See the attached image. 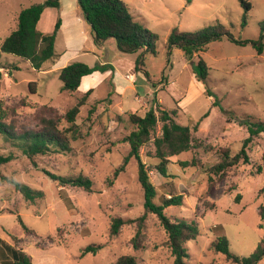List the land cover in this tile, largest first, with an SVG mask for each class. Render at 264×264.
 <instances>
[{
  "label": "rangeland",
  "instance_id": "1",
  "mask_svg": "<svg viewBox=\"0 0 264 264\" xmlns=\"http://www.w3.org/2000/svg\"><path fill=\"white\" fill-rule=\"evenodd\" d=\"M123 1L133 17L158 36L156 55H145L141 69H135L139 51L122 52L113 38L103 44L94 41L82 9L78 10L81 25L70 21L59 27L55 56L41 68L0 52V103L15 108L17 126L30 129H38L42 118L54 117L59 129L69 127L65 113L90 89L83 84L73 92L61 90L60 68L74 61L111 66L86 76L94 85L75 116V132H68L74 135L68 151L28 158L0 135V154L12 155L9 162L0 165V261L4 252L1 243L5 242L29 255L32 264H114L125 254L133 255L137 264H173L167 234L150 212L135 238L138 247L132 244L138 230L136 219L145 213L136 160L131 158L124 171L112 179L114 169L129 151L123 141L132 130L128 113L143 114L155 107L149 99L154 100V96L165 108L176 110V121L190 127L197 144L196 149L171 158L165 177L155 168L158 160L147 156L152 145L140 149L156 190L154 202L160 204L163 197L181 194L182 203L166 207L165 215L172 221L185 219L198 224L199 234L184 244L189 264H236L216 253L212 242L225 236L232 253L249 256L264 237V221L258 214L264 186V132L246 149L249 163L240 161L225 175L210 171L220 161V149L229 148L236 154L248 136L247 126L255 121L264 123V47L258 53L250 42L238 44L227 38L210 41L207 50L200 53L208 66L202 81L194 76L191 66L198 56L188 60L181 48L168 51L166 43L174 27L194 31L215 24L238 39L258 40L264 0H249L245 24L239 0ZM42 2L0 0V45L17 27L19 12ZM59 17L58 13L56 20ZM43 19H48V14L40 21ZM127 73L134 79H127ZM156 132H160V123ZM192 160L196 161L194 166L180 165V161ZM258 167L261 172L257 174ZM46 171L87 176L92 191L59 185ZM10 178L41 190L43 197L33 203L26 201L8 182ZM115 217L133 222L111 235L110 223ZM91 244L102 247L80 257L81 250ZM258 264H264V257Z\"/></svg>",
  "mask_w": 264,
  "mask_h": 264
},
{
  "label": "trees",
  "instance_id": "2",
  "mask_svg": "<svg viewBox=\"0 0 264 264\" xmlns=\"http://www.w3.org/2000/svg\"><path fill=\"white\" fill-rule=\"evenodd\" d=\"M83 10L85 19L91 26L94 41L101 43L106 39L113 38L117 48L126 53L140 52L135 61V69H141L145 55H156L158 36L148 29L140 21L136 20L130 13L128 6L123 0H77ZM244 7L243 24L246 22L247 12L251 8L249 0H239ZM60 0H44L42 3L32 4L19 12L17 27L2 41L0 52L14 54L25 60L35 68H41L42 64L55 56L54 43L57 31L60 27V19L57 18L51 32L43 33L38 29V22L44 10L47 7L58 8ZM260 34L258 40H241L236 38L228 29L222 25H208L194 31H181L174 27L167 36V50L173 47L182 49L185 57L191 60L193 56H198V61L192 62V72L198 80H205L208 75V66L200 53L207 50L210 41L227 38L228 40L245 44L252 43L258 53L262 52L264 47V22L260 23ZM111 66L109 64H99L88 66L85 63L74 61L62 67L58 71V78L62 82L61 90L76 91L80 85L82 77L92 74L95 71H106ZM0 68L2 65L0 63ZM147 75V72L145 71ZM30 86V84H29ZM92 92L90 88L76 103L65 113L66 120L70 123L69 127L59 129L57 119L42 118L38 129H30L24 126H17L15 108L12 106H2L0 103V135L4 140L15 145L24 155L32 158L35 155H46L52 152L70 149V139L74 135H68L76 130L75 116L79 107L83 105L86 98ZM207 94L210 95L209 91ZM176 110L155 103V107H149L143 114L137 111L129 112L127 117L132 125V130L123 138L129 145L128 153L123 157L122 162L114 169L112 179L124 171L126 164L131 158L137 162L138 182L143 190V206L145 213L137 217L138 230L136 236L132 239L135 248L138 247L135 238L140 235L141 227L147 212L154 214L167 234V245L173 256V264H189L188 252L184 244L191 239H195L199 234L198 224L195 221H186L185 219L170 220L165 215L164 209L170 205H179L182 203V195H171L168 198L163 197L160 204L154 202L156 190L150 181L149 168L140 156L142 147L152 145V151H148L147 156L157 159L155 168L162 176H168L167 165L171 158L183 152L191 151L197 148L194 142L192 130L188 126L178 123L175 119ZM160 123V132L157 133V126ZM248 128V136L243 140L239 151L232 155L229 148L219 150L220 161L210 168L211 173L225 175L226 172L238 162L249 163L247 154L248 145L261 132H264V123L259 121L251 122ZM197 126L193 127L195 131ZM12 159V155L0 154V165L6 164ZM196 161H180L183 167L192 165ZM47 174L59 185H70L80 187L83 190L92 191V181L83 175L64 176L46 171ZM261 172V167L257 168L256 173ZM15 190L20 192L26 201L33 203L36 199L43 197L41 190H36L19 182L15 179H8ZM262 195V204L258 208V214L264 221V186L260 189ZM70 202V201H68ZM17 219L23 226L26 233L30 232L19 215ZM133 222L132 219H122L115 217L111 220L109 232L115 235L119 232L122 225ZM261 227V225H260ZM1 241V240H0ZM1 248L4 252L1 254L0 264H32L31 257L21 252L11 244L2 242ZM102 247L101 244H91L81 250L80 257L87 253H96ZM212 248L216 253H221L227 261L236 264H258L264 257V237L260 240L257 247L249 256H238L229 249V242L225 236L218 237L212 242ZM6 252V256L5 253ZM114 264H137L133 255L125 254L119 256Z\"/></svg>",
  "mask_w": 264,
  "mask_h": 264
},
{
  "label": "crops",
  "instance_id": "3",
  "mask_svg": "<svg viewBox=\"0 0 264 264\" xmlns=\"http://www.w3.org/2000/svg\"><path fill=\"white\" fill-rule=\"evenodd\" d=\"M79 9H81V7L78 4V1L77 0H60V6L58 8H55V7H47L44 10V12L42 13L41 17L44 14L45 15L48 14V19H43V22H42V20L41 21L39 20V22H38V29L40 31H42V32L43 31H48V29L51 30V28L54 27L53 25L56 22V15H58V13L60 15V17H59L60 18V27H62L64 24H66V23H68L70 21H72V23H74V24H77V23L79 24V22H81V19L79 18V12H78ZM69 15H72L71 18H68ZM65 16H67L66 17L67 19L64 18ZM41 17H40V19H41ZM81 24L82 23H80L79 25H81ZM88 26H89V28H91L90 24ZM43 33H45V32H43ZM109 39H111V38H109ZM107 40L108 39H106L105 41H103L101 43L103 44ZM127 74L132 75L131 73H127ZM86 76L82 77L79 87H81L84 84L83 86L90 87L92 89L93 88V85H94L93 84L94 82L92 83L91 80L90 81H86ZM133 79H134L133 76H132L131 79L129 78V80H133ZM149 97L150 96H148L147 98H149ZM154 98H155L154 100H153V98L152 99L149 98V99L152 100L153 103H157L158 102V103L161 104V101L159 99H157L156 96H154Z\"/></svg>",
  "mask_w": 264,
  "mask_h": 264
},
{
  "label": "built area",
  "instance_id": "4",
  "mask_svg": "<svg viewBox=\"0 0 264 264\" xmlns=\"http://www.w3.org/2000/svg\"><path fill=\"white\" fill-rule=\"evenodd\" d=\"M132 76H133V75H129V74H127V75H126V78H127V79H129V78L131 79Z\"/></svg>",
  "mask_w": 264,
  "mask_h": 264
}]
</instances>
